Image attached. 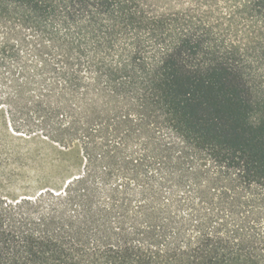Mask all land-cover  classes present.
Segmentation results:
<instances>
[{
  "label": "trees",
  "instance_id": "1",
  "mask_svg": "<svg viewBox=\"0 0 264 264\" xmlns=\"http://www.w3.org/2000/svg\"><path fill=\"white\" fill-rule=\"evenodd\" d=\"M184 3L0 0V109L66 175L0 193V264H264V0Z\"/></svg>",
  "mask_w": 264,
  "mask_h": 264
},
{
  "label": "rangeland",
  "instance_id": "2",
  "mask_svg": "<svg viewBox=\"0 0 264 264\" xmlns=\"http://www.w3.org/2000/svg\"><path fill=\"white\" fill-rule=\"evenodd\" d=\"M183 2V3H182ZM186 0H166V8L186 6ZM20 131H31L45 128H17ZM32 133V132H31ZM34 134V133H32ZM31 134V135H32ZM20 136L8 128L5 112L0 109V193L32 195L39 191L43 181L61 180L65 174L58 172L60 155L56 147L49 142L40 141L37 135ZM79 170V163L75 166Z\"/></svg>",
  "mask_w": 264,
  "mask_h": 264
}]
</instances>
